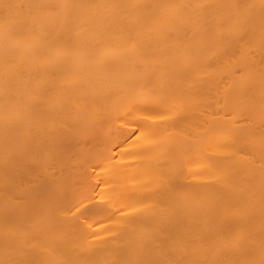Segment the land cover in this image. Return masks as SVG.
I'll return each instance as SVG.
<instances>
[{
    "label": "bare ground",
    "instance_id": "6f19581e",
    "mask_svg": "<svg viewBox=\"0 0 264 264\" xmlns=\"http://www.w3.org/2000/svg\"><path fill=\"white\" fill-rule=\"evenodd\" d=\"M0 264H264V0H0Z\"/></svg>",
    "mask_w": 264,
    "mask_h": 264
}]
</instances>
